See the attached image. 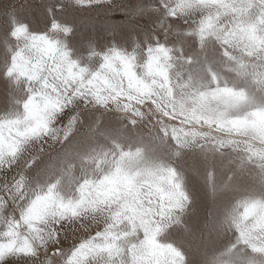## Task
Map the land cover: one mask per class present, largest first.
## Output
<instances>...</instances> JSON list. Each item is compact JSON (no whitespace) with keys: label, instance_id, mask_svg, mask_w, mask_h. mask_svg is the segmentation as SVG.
<instances>
[{"label":"snow or ice","instance_id":"snow-or-ice-1","mask_svg":"<svg viewBox=\"0 0 264 264\" xmlns=\"http://www.w3.org/2000/svg\"><path fill=\"white\" fill-rule=\"evenodd\" d=\"M42 3L0 0V264H264V0Z\"/></svg>","mask_w":264,"mask_h":264},{"label":"rangeland","instance_id":"rangeland-1","mask_svg":"<svg viewBox=\"0 0 264 264\" xmlns=\"http://www.w3.org/2000/svg\"><path fill=\"white\" fill-rule=\"evenodd\" d=\"M24 2V0H21ZM27 4L30 5V11L26 14L27 18L30 20H38L43 14V3L42 0H26ZM137 0H114L115 4H124L126 6H133ZM76 20V34L71 39V44L73 45L76 53L78 55H86L88 51L87 42L94 41L96 46L101 44H107L112 37L109 36L108 31L111 27L125 19V16L116 12L114 15H110L107 9H91L84 10L74 14ZM89 20H92L89 22ZM95 20V23H93ZM132 23H136L133 21ZM141 24H146V20H141ZM78 26V27H77ZM127 34V30H125ZM3 85L0 84V108H3L5 103V98L3 93ZM198 175L189 174L190 184L194 191V194L197 199V211L200 214H204L206 210L210 209L213 201L212 194L209 192L206 177L207 172L203 167L198 168ZM225 176L220 173L219 169L217 170L216 175V184H217V193L216 199L222 197V188L225 181ZM195 243V241H191Z\"/></svg>","mask_w":264,"mask_h":264},{"label":"trees","instance_id":"trees-1","mask_svg":"<svg viewBox=\"0 0 264 264\" xmlns=\"http://www.w3.org/2000/svg\"><path fill=\"white\" fill-rule=\"evenodd\" d=\"M92 20H89V22H91ZM78 27V26H77ZM104 45L103 44H101L99 47H103ZM4 91V90H3ZM5 93V92H4ZM2 96H4V94L2 95Z\"/></svg>","mask_w":264,"mask_h":264},{"label":"crops","instance_id":"crops-1","mask_svg":"<svg viewBox=\"0 0 264 264\" xmlns=\"http://www.w3.org/2000/svg\"><path fill=\"white\" fill-rule=\"evenodd\" d=\"M93 23H95V20H93ZM4 90V89H3ZM2 93L4 94V97H2V98H5V93H4V91H2Z\"/></svg>","mask_w":264,"mask_h":264}]
</instances>
